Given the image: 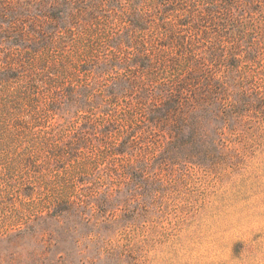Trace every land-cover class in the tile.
I'll list each match as a JSON object with an SVG mask.
<instances>
[{"label": "rangeland", "instance_id": "374dc122", "mask_svg": "<svg viewBox=\"0 0 264 264\" xmlns=\"http://www.w3.org/2000/svg\"><path fill=\"white\" fill-rule=\"evenodd\" d=\"M146 1L0 0V264H264V0H196V48L126 36ZM192 70L184 153L149 116Z\"/></svg>", "mask_w": 264, "mask_h": 264}, {"label": "trees", "instance_id": "16d2710c", "mask_svg": "<svg viewBox=\"0 0 264 264\" xmlns=\"http://www.w3.org/2000/svg\"><path fill=\"white\" fill-rule=\"evenodd\" d=\"M19 4L24 7H20V12L27 11L30 15V10L27 9V6L31 4V0H16ZM99 0H91L92 4L96 3L97 7ZM202 7H204V11L200 14L201 16H205L206 12L211 10V6H213L217 0H200ZM140 2V0H135V4ZM148 7L144 10L131 9L126 10L127 17V32L126 36L131 37V32L133 30L146 31L148 28L152 30L151 34L148 38H144L141 40V45L143 48H147L150 46L151 48H169L171 45H174L175 48H196L197 43L192 36H188L183 28H189L194 30L198 27V21L195 20L196 14L200 12V9L196 12L194 8V2L196 0H147ZM225 2L230 3L231 0H225ZM102 4L101 2H98ZM133 7V6H132ZM14 12L15 9H11ZM114 13H116L117 9L112 8ZM33 17V16H32ZM154 18V19H151ZM163 34V36H159L158 33ZM120 35V34H119ZM121 36H116V39H120ZM114 43V44H113ZM115 46V42L110 44ZM33 49V48H32ZM139 64H137L138 68L145 69L149 66L148 58L143 56L142 58H138ZM89 69L86 66H83L78 71V77L81 75V72H87ZM53 73V72H51ZM196 71L192 70L190 76L186 79H181L177 82H171L172 85H169L170 82H160L162 84V89L160 92H168L169 95L165 96L163 102L156 108H152V112H150L149 119L152 122H157V120L163 121V119L158 117H172L176 116L177 122L175 123V132H177V136L173 139L172 144H177V146H173L179 151L189 150L187 148L190 146V150H195L199 148V144L197 142V110L193 106L194 102L198 100V93L196 89ZM153 77L160 79L158 74L153 72ZM161 81V79H160ZM170 87V88H168ZM71 94L74 99L75 94L71 91ZM192 95L186 98L185 95ZM190 112L189 120L191 127V134L184 135L182 132L183 127L185 125V119L182 118L183 115H187ZM121 152V150H118Z\"/></svg>", "mask_w": 264, "mask_h": 264}]
</instances>
